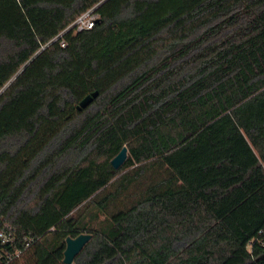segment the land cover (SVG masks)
<instances>
[{
	"label": "trees",
	"instance_id": "obj_1",
	"mask_svg": "<svg viewBox=\"0 0 264 264\" xmlns=\"http://www.w3.org/2000/svg\"><path fill=\"white\" fill-rule=\"evenodd\" d=\"M0 224V264L263 261L264 0H0Z\"/></svg>",
	"mask_w": 264,
	"mask_h": 264
},
{
	"label": "built area",
	"instance_id": "obj_2",
	"mask_svg": "<svg viewBox=\"0 0 264 264\" xmlns=\"http://www.w3.org/2000/svg\"><path fill=\"white\" fill-rule=\"evenodd\" d=\"M98 19V14L95 13L94 9L89 10L88 12L81 15L70 27H68L64 32L67 31H73L74 33L81 32L84 30H90L94 27ZM62 47L66 46V42L63 40L61 42ZM31 240V239H30ZM30 240L26 241L24 244V249H27L30 245ZM6 245H10L15 247L17 245V238L15 234L12 231V228L9 224H0V246L4 247ZM259 248L261 252H264V229L260 231V234L258 237L252 239L247 244V251L253 258V260H256V258L262 257L264 253H256V249ZM23 254L22 249H16L14 255L11 254H3L0 252V256L3 258L6 257L8 261L11 260V258H20ZM256 264H264V260L261 262H256Z\"/></svg>",
	"mask_w": 264,
	"mask_h": 264
},
{
	"label": "water",
	"instance_id": "obj_3",
	"mask_svg": "<svg viewBox=\"0 0 264 264\" xmlns=\"http://www.w3.org/2000/svg\"><path fill=\"white\" fill-rule=\"evenodd\" d=\"M99 92L96 91L91 95L86 96L79 104L78 109H84L88 107L95 98H97ZM129 156V150L127 146H124L121 151L112 159L111 164L115 170L120 169L126 162ZM93 235L89 233H82L76 238L68 237L66 239V249L64 251V264H73L76 257L83 251L85 246L90 242Z\"/></svg>",
	"mask_w": 264,
	"mask_h": 264
},
{
	"label": "rangeland",
	"instance_id": "obj_4",
	"mask_svg": "<svg viewBox=\"0 0 264 264\" xmlns=\"http://www.w3.org/2000/svg\"><path fill=\"white\" fill-rule=\"evenodd\" d=\"M104 217V216H103ZM103 217L101 219H103Z\"/></svg>",
	"mask_w": 264,
	"mask_h": 264
}]
</instances>
